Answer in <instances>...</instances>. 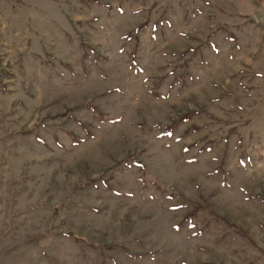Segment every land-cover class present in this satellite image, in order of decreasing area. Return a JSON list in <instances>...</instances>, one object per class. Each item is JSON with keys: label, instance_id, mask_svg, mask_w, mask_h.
<instances>
[{"label": "rangeland", "instance_id": "obj_1", "mask_svg": "<svg viewBox=\"0 0 264 264\" xmlns=\"http://www.w3.org/2000/svg\"><path fill=\"white\" fill-rule=\"evenodd\" d=\"M0 264H264V0H0Z\"/></svg>", "mask_w": 264, "mask_h": 264}]
</instances>
